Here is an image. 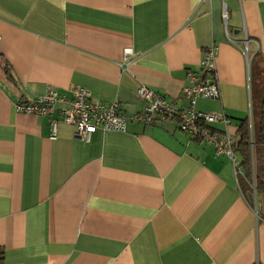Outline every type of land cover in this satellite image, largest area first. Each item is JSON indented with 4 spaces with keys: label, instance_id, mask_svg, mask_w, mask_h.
<instances>
[{
    "label": "crops",
    "instance_id": "obj_1",
    "mask_svg": "<svg viewBox=\"0 0 264 264\" xmlns=\"http://www.w3.org/2000/svg\"><path fill=\"white\" fill-rule=\"evenodd\" d=\"M211 45L219 97L194 110L222 112L236 138L255 105L264 0H0V264H264V223L228 160L176 119L131 120L141 85L183 106ZM74 86L117 101L125 130L83 142L15 112Z\"/></svg>",
    "mask_w": 264,
    "mask_h": 264
},
{
    "label": "built area",
    "instance_id": "obj_2",
    "mask_svg": "<svg viewBox=\"0 0 264 264\" xmlns=\"http://www.w3.org/2000/svg\"><path fill=\"white\" fill-rule=\"evenodd\" d=\"M222 18L226 13L223 8ZM229 41L233 42L228 38ZM243 45L247 40L243 37ZM216 47L206 48L199 61L198 71L187 74L188 85L181 90L180 97L185 101L183 106H177L173 101L166 100L156 92L138 86L135 95L146 103L143 111L131 118L144 124H151L154 120L163 122L176 119L178 129L190 138L205 142L213 149L215 157H223L231 164L235 178L244 177L242 165L235 151L236 138L227 128L230 119L221 113H203L194 110L197 99L216 100L219 90L215 80L214 57ZM132 55L130 48L122 51V64L128 65V58ZM15 112L30 116L45 117L48 120L50 134H56L58 121L71 126L74 136L86 142L89 136L97 130L103 132L125 130V117L119 112L117 101L103 103L93 100L88 90L74 86L69 95L59 94L53 88H47L42 96L33 98L29 103H20L15 106ZM219 123L222 130H216L211 125ZM252 192L253 205L251 209L256 216L254 201L253 180L247 183Z\"/></svg>",
    "mask_w": 264,
    "mask_h": 264
},
{
    "label": "trees",
    "instance_id": "obj_3",
    "mask_svg": "<svg viewBox=\"0 0 264 264\" xmlns=\"http://www.w3.org/2000/svg\"><path fill=\"white\" fill-rule=\"evenodd\" d=\"M254 75L258 81L253 92L255 105L250 122L247 118L239 121L235 151L244 170L241 190L245 196H251L247 183L253 180L256 215L264 223V59Z\"/></svg>",
    "mask_w": 264,
    "mask_h": 264
},
{
    "label": "rangeland",
    "instance_id": "obj_4",
    "mask_svg": "<svg viewBox=\"0 0 264 264\" xmlns=\"http://www.w3.org/2000/svg\"><path fill=\"white\" fill-rule=\"evenodd\" d=\"M247 198H248L250 205H253V198L251 196H247Z\"/></svg>",
    "mask_w": 264,
    "mask_h": 264
}]
</instances>
